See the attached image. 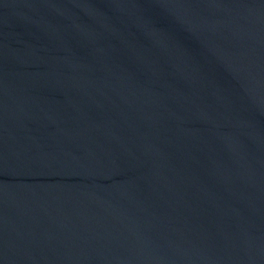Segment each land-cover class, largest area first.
Segmentation results:
<instances>
[{
    "label": "water",
    "instance_id": "obj_1",
    "mask_svg": "<svg viewBox=\"0 0 264 264\" xmlns=\"http://www.w3.org/2000/svg\"><path fill=\"white\" fill-rule=\"evenodd\" d=\"M0 264H264V0H0Z\"/></svg>",
    "mask_w": 264,
    "mask_h": 264
}]
</instances>
